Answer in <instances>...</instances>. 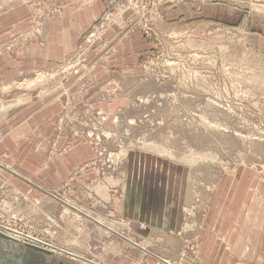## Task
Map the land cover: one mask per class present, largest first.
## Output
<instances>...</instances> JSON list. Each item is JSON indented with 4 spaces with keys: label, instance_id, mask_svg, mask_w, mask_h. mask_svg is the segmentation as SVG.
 <instances>
[{
    "label": "rangeland",
    "instance_id": "obj_1",
    "mask_svg": "<svg viewBox=\"0 0 264 264\" xmlns=\"http://www.w3.org/2000/svg\"><path fill=\"white\" fill-rule=\"evenodd\" d=\"M56 2L0 0V16L30 11L0 32V59H15L30 44L45 50L49 18L63 6ZM137 34L150 50L118 56ZM59 102L56 136L82 140L93 158L63 189L50 191L60 207L58 225L31 215L22 201L0 208V264H110L109 251L122 249L117 259L125 261L123 252L134 245L152 246L132 235L116 208L145 180L160 183L168 167L185 171L188 203L201 217L215 196L218 206L235 202L253 175L257 187L264 185V0H108L61 62L0 81V124L19 110L21 124L32 121Z\"/></svg>",
    "mask_w": 264,
    "mask_h": 264
},
{
    "label": "crops",
    "instance_id": "obj_2",
    "mask_svg": "<svg viewBox=\"0 0 264 264\" xmlns=\"http://www.w3.org/2000/svg\"><path fill=\"white\" fill-rule=\"evenodd\" d=\"M56 3L63 6L49 18L45 50L30 44L14 53L15 59L4 55L0 59V81L20 79L32 68L61 62L104 14L108 0H92L88 6L78 0ZM29 16L25 7L0 16V32L13 29ZM24 29L28 30L21 27ZM126 46L118 47V56L131 50H150V45L138 34ZM101 105L97 103L94 107L105 110V105ZM61 106L60 102L47 105L32 121L23 124L19 110L12 119L0 124V161L4 163L0 168V208L3 211L8 204L25 202L30 210L34 209L31 215L45 216L50 227L60 220V207L49 196L50 191L63 189L75 171L93 158L89 145L82 140L56 136L57 110ZM168 168L162 169L160 183L145 180L134 195L128 194L129 200L123 207L116 208L118 216L133 226L132 235L152 246L145 249L134 245L135 251L123 252L125 261L117 259L122 249L109 251L105 254L106 261L167 264L165 259H181L179 264H264V185L257 187L260 177L253 175L250 184L243 182L241 192L234 195L237 200L231 204L222 202L218 206L215 196L216 200L205 208L206 216L201 217L199 209L188 203L185 171L172 172ZM83 187L81 205L86 210L87 191ZM254 188H257L255 195ZM187 209L196 212L194 216H187ZM101 216L106 221V213ZM191 247L196 248L194 253ZM185 258H198V262Z\"/></svg>",
    "mask_w": 264,
    "mask_h": 264
},
{
    "label": "built area",
    "instance_id": "obj_3",
    "mask_svg": "<svg viewBox=\"0 0 264 264\" xmlns=\"http://www.w3.org/2000/svg\"><path fill=\"white\" fill-rule=\"evenodd\" d=\"M26 239L28 240V241H30V242H34V241H36L34 238H32V237H26Z\"/></svg>",
    "mask_w": 264,
    "mask_h": 264
},
{
    "label": "bare ground",
    "instance_id": "obj_4",
    "mask_svg": "<svg viewBox=\"0 0 264 264\" xmlns=\"http://www.w3.org/2000/svg\"><path fill=\"white\" fill-rule=\"evenodd\" d=\"M90 2V1H89Z\"/></svg>",
    "mask_w": 264,
    "mask_h": 264
}]
</instances>
